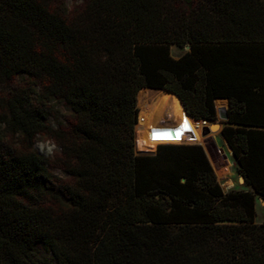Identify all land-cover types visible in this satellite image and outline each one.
<instances>
[{"label":"trees","instance_id":"trees-1","mask_svg":"<svg viewBox=\"0 0 264 264\" xmlns=\"http://www.w3.org/2000/svg\"><path fill=\"white\" fill-rule=\"evenodd\" d=\"M145 88L197 121L227 99L250 189L225 193L192 131L140 143ZM256 196L264 0H0V264H264Z\"/></svg>","mask_w":264,"mask_h":264},{"label":"rangeland","instance_id":"rangeland-1","mask_svg":"<svg viewBox=\"0 0 264 264\" xmlns=\"http://www.w3.org/2000/svg\"><path fill=\"white\" fill-rule=\"evenodd\" d=\"M68 7L72 5V3H67ZM185 52V49L180 50L176 47H171V54L173 57L178 58ZM146 96H148L147 91H144ZM138 108V106H137ZM139 110V108H138ZM197 121V120H195ZM202 120H198L197 122H201ZM218 122V116L216 114L215 121H206L207 124L211 122ZM140 130V127L137 125ZM136 128V127H135ZM191 131V130H189ZM166 132V131H164ZM193 132V131H192ZM139 133V132H138ZM162 133V132H161ZM160 134V133H158ZM157 134V135H158ZM200 137L198 145H201L214 169L216 174L217 180L222 188V190L226 193L232 190L239 191V189L244 186L242 178L237 173V164L234 161L231 151L229 150L228 146L226 145L223 137L221 136V130L215 133H211L206 137L201 136V129H200ZM199 139V138H198ZM185 143L179 144H159L157 145H181ZM195 144V143H194ZM157 147L154 153L157 151ZM35 150L42 156L46 158H52L55 152L57 151L56 147L53 145L52 142L44 139L43 137H38L35 141L34 145ZM150 153V154H154ZM56 175H59L57 170H53ZM255 222L256 223H264V204L263 201L259 196H256L255 200ZM38 256L41 259L49 258V254L41 247H38Z\"/></svg>","mask_w":264,"mask_h":264},{"label":"bare ground","instance_id":"bare-ground-1","mask_svg":"<svg viewBox=\"0 0 264 264\" xmlns=\"http://www.w3.org/2000/svg\"><path fill=\"white\" fill-rule=\"evenodd\" d=\"M141 90L137 96L139 116L137 125L140 127L138 141L142 144L153 143L158 133L164 131L191 130L199 140L200 129L207 122H197L188 118L184 112L179 98L167 91H160L152 100L148 99L145 92ZM151 101V102H150Z\"/></svg>","mask_w":264,"mask_h":264},{"label":"water","instance_id":"water-1","mask_svg":"<svg viewBox=\"0 0 264 264\" xmlns=\"http://www.w3.org/2000/svg\"><path fill=\"white\" fill-rule=\"evenodd\" d=\"M185 49L188 50V47H186ZM141 90H152V89H146L145 88V89H141ZM141 90H139V91H141ZM157 91H165V90H157ZM138 93H137V96H138ZM136 99H137V97H136ZM216 113H217V116H218L219 121L218 122L217 121L216 122H211V123H209L208 126L203 125L201 127V136L202 137H206V136L210 135L211 133H215V132H218V131L221 130V122L222 121H225L227 119V116H226V113H225V109L224 108H217L216 109ZM138 116H139V112H138ZM137 122H138V118H137ZM203 122H205V121H203ZM228 148H229V146H228ZM229 150L231 151L230 148H229ZM135 153L136 154H140V155L142 154V153H139L136 150V148H135ZM231 153H232V151H231ZM263 204H264V202H263Z\"/></svg>","mask_w":264,"mask_h":264},{"label":"crops","instance_id":"crops-1","mask_svg":"<svg viewBox=\"0 0 264 264\" xmlns=\"http://www.w3.org/2000/svg\"><path fill=\"white\" fill-rule=\"evenodd\" d=\"M214 105H215V109L217 108H224L225 109V113H226V116H227V119L225 121H222L221 122V130L223 127H232V128H239V127H243V126H239L235 123H229L228 122V118H229V101L227 99H216L214 101ZM247 129H249L250 127H245ZM224 139V138H223ZM225 141V139H224ZM226 143V141H225ZM227 145V143H226ZM228 146V145H227ZM232 154V153H231ZM235 161V160H234ZM238 173V172H237ZM239 175V174H238ZM243 183H244V180L242 179ZM250 188L248 186L245 185L244 183V186H242L241 189L239 190H243V191H247L249 190Z\"/></svg>","mask_w":264,"mask_h":264},{"label":"snow or ice","instance_id":"snow-or-ice-1","mask_svg":"<svg viewBox=\"0 0 264 264\" xmlns=\"http://www.w3.org/2000/svg\"><path fill=\"white\" fill-rule=\"evenodd\" d=\"M158 137L157 136H153V139H157ZM161 138H165V139H171L172 137L171 136H166V137H161ZM176 139H179V134H177L176 136Z\"/></svg>","mask_w":264,"mask_h":264},{"label":"built area","instance_id":"built-area-1","mask_svg":"<svg viewBox=\"0 0 264 264\" xmlns=\"http://www.w3.org/2000/svg\"><path fill=\"white\" fill-rule=\"evenodd\" d=\"M203 122V121H202Z\"/></svg>","mask_w":264,"mask_h":264}]
</instances>
